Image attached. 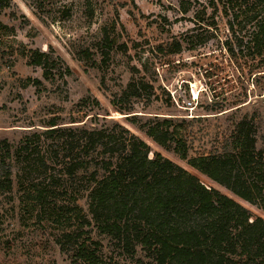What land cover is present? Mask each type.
I'll list each match as a JSON object with an SVG mask.
<instances>
[{
    "label": "rangeland",
    "instance_id": "1",
    "mask_svg": "<svg viewBox=\"0 0 264 264\" xmlns=\"http://www.w3.org/2000/svg\"><path fill=\"white\" fill-rule=\"evenodd\" d=\"M9 1L10 7L0 10V23L14 31L0 30V141L17 146L23 137L47 130L43 126L51 117H60L61 127L72 126L73 117L97 128L119 124L206 185L260 214L128 122L133 115L142 118L141 124L155 117L189 121L182 137L194 157L220 148L233 123L246 116L255 122L258 146L264 147V54L260 57L252 45L246 48L250 27L237 26L232 34L219 12L217 26L208 29L212 10L204 18L199 4L208 0ZM196 13L202 21L197 25ZM171 37L182 43L179 54L159 50ZM19 44L25 53L48 54L55 80L46 81L41 68L29 65ZM139 79L153 86L152 94L125 97L127 85ZM34 80L41 85H32ZM89 96L102 109L90 102L80 105ZM38 172L40 179H49L42 169ZM52 173L59 175L58 169ZM21 197L16 189L0 195V264H69L55 244L65 217L41 215L33 201Z\"/></svg>",
    "mask_w": 264,
    "mask_h": 264
},
{
    "label": "trees",
    "instance_id": "2",
    "mask_svg": "<svg viewBox=\"0 0 264 264\" xmlns=\"http://www.w3.org/2000/svg\"><path fill=\"white\" fill-rule=\"evenodd\" d=\"M207 2L199 4L204 18L212 10L208 29L217 26L219 12L232 34L237 26L250 27L246 48L252 45L263 57L264 0ZM185 5L182 14L189 12ZM9 7V0H0V10ZM194 17L196 25L202 22L200 13ZM0 30L14 32L1 23ZM169 42L162 43L160 52L182 51L180 40L171 37ZM23 48L19 44L20 56L41 68L46 81L55 80L50 56ZM65 73L72 75L68 67ZM32 85L41 83L34 80ZM143 91L151 95L153 86L139 79L123 95L139 99ZM89 102L102 109L92 96L80 105ZM141 121L136 115L128 119L148 140L260 214L206 185L121 125L97 128L74 117L69 127L51 117L43 126L47 130L23 137L17 146L0 141V195L16 189L23 201L34 202L39 214L65 217L55 244L69 264H264V147L258 146L255 122L243 116L220 148L190 157L182 137L189 121ZM41 169L48 180L40 179ZM56 169L58 176L52 173Z\"/></svg>",
    "mask_w": 264,
    "mask_h": 264
}]
</instances>
